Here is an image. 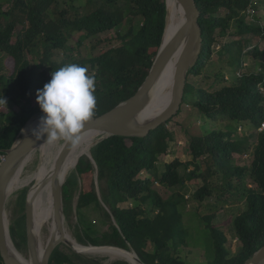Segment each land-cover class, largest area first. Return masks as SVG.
I'll list each match as a JSON object with an SVG mask.
<instances>
[{
    "label": "trees",
    "instance_id": "1",
    "mask_svg": "<svg viewBox=\"0 0 264 264\" xmlns=\"http://www.w3.org/2000/svg\"><path fill=\"white\" fill-rule=\"evenodd\" d=\"M196 2L201 11L203 49L187 75L179 113L146 137L112 135L93 147L91 152L98 165L100 190L95 179L96 167L86 154L78 159L76 172L67 178L63 189L66 217L74 213V200L79 194L77 210L92 204L100 207L102 198L111 210L104 209L105 217L114 222V216L116 221V224L112 223L113 232L105 235L103 240L90 237L78 226L76 237L83 244L126 247L125 241L135 248L145 263L150 264L138 249L147 248L151 241L155 245L154 260L158 261L152 264H186L172 256L171 250L172 247L175 251L180 248L179 238L186 234L181 207L187 198L180 191L164 198L152 186L155 182L167 188L184 185V175L179 169L186 165L193 167L188 179L201 180L193 193L196 200L204 202L216 191L222 195L231 191L233 202L236 197L244 198V209L237 206L232 210L236 212L228 213L227 224L232 223L241 241V247L233 255L226 247L227 235L214 223L218 216L217 206L210 205L207 213L197 211L213 244L211 264H243L264 245V129L258 130L264 123V93L261 90L264 88V25L247 21L249 11L257 12L258 3H264V0ZM5 3L7 8H4ZM167 4L169 9V0ZM83 5L88 7L81 13ZM73 10L71 15L72 12L62 7L59 0H0V53L4 56L0 72V150L10 148L31 116L42 111L38 103H26L37 97V90L50 81L52 72L66 64L84 66L88 74L95 77L97 106L94 115H101L134 95L145 81L162 44L166 0H85ZM129 21L128 28L122 30ZM108 30L115 31L114 37L121 41L119 44L98 55L75 57V50L82 46L84 39ZM76 33L81 35L76 37ZM251 37L260 42L249 47L254 44ZM71 39L77 42L76 47L69 43ZM106 39L102 38L103 41ZM216 43L220 45L218 49L214 48ZM215 53L222 58L228 56L232 83L210 91L199 86L195 78L209 67ZM59 54L62 56L58 58ZM248 56L259 61V68L238 72ZM222 80L225 81V77ZM7 103L13 108L8 109ZM190 105L206 122L228 121L229 124L214 130L206 126L202 135H193L189 139L193 155L190 161L175 158L165 162L161 174L155 173L158 163L165 161L169 154L173 134L168 124L182 127L181 115H190L194 111L190 110ZM241 122H250L255 132L238 140L234 135ZM242 154L249 155L250 162L235 164L234 160ZM248 175L252 183L245 186ZM27 195L28 189H23L8 206L11 234L19 249L28 247L24 214ZM147 199L157 210L154 214L142 206ZM125 201L132 205L120 207L119 204ZM106 255L133 258L117 253ZM85 263L101 264L73 250L72 253L65 252L60 247L55 249L50 260V264ZM0 264H4L1 253ZM111 264L129 263L119 260Z\"/></svg>",
    "mask_w": 264,
    "mask_h": 264
},
{
    "label": "water",
    "instance_id": "2",
    "mask_svg": "<svg viewBox=\"0 0 264 264\" xmlns=\"http://www.w3.org/2000/svg\"><path fill=\"white\" fill-rule=\"evenodd\" d=\"M182 6L185 18L180 27L173 35V37L166 41L165 33L162 44L159 48L157 56L153 65L142 85L137 92L128 99L120 102L118 105L101 115H93L90 121L86 122V126L82 129L81 134L89 131L98 132L101 136L92 144L90 150L86 153L92 163L96 167V184L99 190V170L96 160L94 159L91 149L95 147L103 139L112 136L120 135L126 137H146L152 130L156 129L163 123L169 121L172 117L177 115L181 109L184 101L185 88L187 82V75L189 71L197 63L203 49V31L200 24L201 11L197 5L196 0H177ZM166 27L168 22V4ZM178 55L175 66L174 80L172 86V96L170 101L156 114L152 115L146 110L150 101V92L160 78L161 74L171 61V59ZM44 115L42 111L31 116V118L23 126L13 145L10 148L3 149L6 152V158L0 166V253L3 257L4 264H28L20 256L22 253L16 246L12 234L10 219L8 214V204L13 191L12 182L23 165V163L35 152L42 144L48 143L47 137L36 139L33 135V130L29 131V124L35 120L40 119ZM28 128V129H27ZM57 158V171H59L65 162L68 154L74 146L63 140ZM77 168V166H76ZM76 170V169H75ZM66 180H57L55 176L53 181L54 192V215L57 223L56 231L51 233L47 239L45 249L39 255V238L34 229V209L33 203L29 198V190L26 200V227H27V244L29 250V259L31 264H50L53 252L61 244L69 246L73 251L81 254L84 257L97 261L86 253L77 250L68 237L66 228V214L64 206L63 189ZM81 185V183H80ZM79 194L77 195L75 208L77 209ZM101 203L111 211L107 205L101 200ZM113 221L116 224L114 216ZM81 243V242H80ZM84 247H113L124 250L131 255H137V259L144 264L139 253L134 248H126L114 245H94L92 243L83 244ZM129 264H133L129 259H124ZM109 261L106 264H111ZM264 264V245L258 249L248 260L243 264ZM102 264V263H101Z\"/></svg>",
    "mask_w": 264,
    "mask_h": 264
},
{
    "label": "rangeland",
    "instance_id": "3",
    "mask_svg": "<svg viewBox=\"0 0 264 264\" xmlns=\"http://www.w3.org/2000/svg\"><path fill=\"white\" fill-rule=\"evenodd\" d=\"M84 1L85 0H59L60 5L62 7L68 8L72 12L71 15H73V11H74L73 9L79 7L82 2L84 3ZM255 1H261V0H255ZM258 5L260 6V8L258 9L257 12H254V10L249 11V13L247 14V21L249 23H253L256 25L259 24L264 25V3L260 2L258 3ZM7 7H8L7 3H5L4 8ZM87 7L88 5L86 6V8L85 5L81 6L80 12L81 13L84 12L87 9ZM129 23L130 21L126 23L127 25L125 24V26L122 27V30H126L130 25ZM114 32H115L114 30L111 31L108 30L100 33L98 36H93L84 39L82 46L78 47L77 51L75 50V57L98 55L102 50L108 49L113 45L119 44L121 41L120 39L114 37L115 35ZM80 35L81 33H76V37H79ZM102 38L103 39L108 38V39L103 41ZM249 39H251L254 42V44H250L249 47H253L254 45H256V43L260 42V40L256 39L255 37H251ZM99 40H101V42H98ZM69 43L73 47H76L77 45V42L74 39H71ZM219 47L220 45L218 43L214 44L215 49H218ZM60 56H62V54H59V56L57 57L59 58ZM227 57L228 56L222 58L219 54L215 53L212 57L209 67L204 70L201 76L195 78L197 84L210 91H214L222 87L223 85H230L232 83V76L231 73L229 72L231 66L227 62L228 60ZM3 60H4V56L0 53V72L3 69ZM258 63L259 61L257 59L248 56L244 59L243 67L239 69L238 72L243 73V72L256 71L259 68ZM88 70L90 71V68ZM223 77H225V81L222 80ZM261 90L264 93V88L261 87ZM36 103H37V97H34L32 102L26 104L31 105ZM5 106L8 109L13 108L12 104L10 103H7ZM191 109L194 110L192 105H190V110ZM180 122L183 124L182 127L175 126L171 122L168 124L173 134V137L169 142V154L166 156L165 161L158 163V171H156L155 173L159 172L161 174L165 170V162H170L175 158H179L184 162L190 161L193 158V155L190 152L189 139L193 135H202L206 129V126L210 130H214V129L225 128V124L226 123L229 124L228 121H224L222 123L215 121L206 122L204 117L199 116L198 112H196L195 110L190 115L187 114L181 115ZM253 132H255V128L253 127L252 124H250V122H241L238 125V130L236 131L234 138L241 140L244 136L248 137ZM57 143L61 144L62 141H58ZM34 153H35L34 158L27 166L26 173L33 170L39 162L38 149ZM234 162L237 165L248 164L250 162V156L246 154L245 155L242 154L237 159H235ZM192 168H193L192 166L187 167L186 165L180 167L179 169L180 173L184 175V179H185V183L182 186L178 185L174 188H167L164 185L160 184V182H155L153 183L152 186L164 198L171 196L174 192L177 191L183 193L187 198V202L182 204L181 207V210L184 215L183 227L186 234L184 237L178 236V238L180 237L179 238L180 248L178 247L179 249L175 251L174 247H172L171 255L184 260L186 264H211L210 256L214 253L213 244L211 243L210 240V233L208 232L205 223L201 219L200 215L197 214V211L200 210L202 213L204 212L207 213L209 212V208L212 205L217 206L218 216L215 218L214 223H216L227 235L228 242L226 243V247L231 251V255H233L241 247V241L237 238L235 231L232 227V223L227 224V220L230 216L229 215L230 213L236 212V211H232L235 207L238 206L241 210L245 208L244 198L236 197V200L233 202L232 201L233 196L231 191L226 192L223 195L222 192L216 191L212 196L207 197L204 200V202H200L196 200V198L193 196V193L199 187V185H201V180L199 179L198 181V179H194L191 181L188 179L189 170H191ZM204 168L205 166L202 167V169ZM74 172L76 171L73 170L71 174ZM251 183L252 181L250 180L249 175L246 176L245 186H249ZM26 188L29 190L31 186H24L16 190L11 196L8 206L11 205V201H13V199H16L20 194V192ZM99 190H100V181H99ZM76 198L74 202H76ZM219 198H222V200L220 201ZM101 204L102 205L100 207L97 206L96 204H92L81 210H77L74 205V209H73L74 213L71 214L70 217L66 218L67 231L76 237L77 227L79 226L80 230H84L87 234L90 235V237L96 240H100L105 235L111 234L113 232V224H115V222H112L105 217L104 209H106V207L104 206L103 203ZM119 205L120 207H128V206L130 207L132 204L130 202L125 201L120 203ZM221 205H223L222 208H220ZM142 206L145 207L150 214H154L155 212H157L156 208H154L152 201L150 199H147L145 202H143ZM8 214H9L10 226H11L12 219L10 216L11 210L9 208H8ZM24 214H26V212H24ZM45 233L46 236H44V239L47 242V239L50 235L48 228L45 229ZM123 244L128 249L132 247V245L125 243V241ZM136 245L139 248V243H136ZM59 247L65 252L72 253V249L65 244H61ZM146 247L147 248L140 247L138 250L143 253V255L147 258L150 264L154 262H158L155 261L153 257L154 254L153 251L155 247L154 243L148 241V245ZM210 247L212 248L211 250ZM19 250L25 256L29 257L28 247L23 246ZM91 257L96 258L97 261L102 264H106L107 262L110 261L108 260L109 259L108 257H93V256ZM119 260L125 261L124 259L118 258V259H114L113 262Z\"/></svg>",
    "mask_w": 264,
    "mask_h": 264
},
{
    "label": "bare ground",
    "instance_id": "4",
    "mask_svg": "<svg viewBox=\"0 0 264 264\" xmlns=\"http://www.w3.org/2000/svg\"><path fill=\"white\" fill-rule=\"evenodd\" d=\"M169 2L170 7L165 33L166 41L170 40L173 37L185 18L184 10L179 2L177 0H169ZM177 57L178 55H175L171 59L150 92V101L147 105L146 110L152 115L160 111L171 99ZM39 120L40 119H35L29 124V131L34 130L38 126ZM100 136L101 135L95 131H89L81 134L82 138L80 142L73 147L59 171H57V158L62 147V143L59 144L57 142H53L42 144L38 148L39 162L37 166L30 172L26 173L27 166L34 158L35 153L33 152V154L23 163V165L15 175L12 182L13 191H16L24 186H31V188L29 189V195L34 209V229L39 238V255L43 253L46 245V240L44 239V236H46L45 229L48 228L49 233L51 234L56 231L57 227L54 215L53 192V181L55 176L59 181L66 180L71 172L76 169L78 159L90 150L92 144ZM67 233L69 239L73 243V246L77 250H80L87 255L93 257H108V260L110 261L118 258L128 259L125 257L114 258L106 255L107 253H117L126 257L133 256V258L129 260L134 261L135 264H144L137 259L136 254L131 255L121 249H114L109 247L97 248L94 246L84 247L75 236H73L68 231ZM19 254L26 263L31 264V261L27 256H25L23 253Z\"/></svg>",
    "mask_w": 264,
    "mask_h": 264
},
{
    "label": "clouds",
    "instance_id": "5",
    "mask_svg": "<svg viewBox=\"0 0 264 264\" xmlns=\"http://www.w3.org/2000/svg\"><path fill=\"white\" fill-rule=\"evenodd\" d=\"M94 93L95 77L84 66L70 63L52 72L50 81L37 90V103L44 115L33 135L36 139L46 136L48 143L60 139L77 145L97 106Z\"/></svg>",
    "mask_w": 264,
    "mask_h": 264
},
{
    "label": "built area",
    "instance_id": "6",
    "mask_svg": "<svg viewBox=\"0 0 264 264\" xmlns=\"http://www.w3.org/2000/svg\"><path fill=\"white\" fill-rule=\"evenodd\" d=\"M259 129L260 130L264 129V123ZM5 158H6V152L3 150H0V166H1L2 162L5 160Z\"/></svg>",
    "mask_w": 264,
    "mask_h": 264
},
{
    "label": "crops",
    "instance_id": "7",
    "mask_svg": "<svg viewBox=\"0 0 264 264\" xmlns=\"http://www.w3.org/2000/svg\"><path fill=\"white\" fill-rule=\"evenodd\" d=\"M130 261H132V260H130ZM133 263H134V261H132ZM135 264V263H134Z\"/></svg>",
    "mask_w": 264,
    "mask_h": 264
},
{
    "label": "flooded vegetation",
    "instance_id": "8",
    "mask_svg": "<svg viewBox=\"0 0 264 264\" xmlns=\"http://www.w3.org/2000/svg\"><path fill=\"white\" fill-rule=\"evenodd\" d=\"M135 249V248H134Z\"/></svg>",
    "mask_w": 264,
    "mask_h": 264
}]
</instances>
